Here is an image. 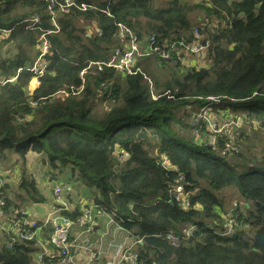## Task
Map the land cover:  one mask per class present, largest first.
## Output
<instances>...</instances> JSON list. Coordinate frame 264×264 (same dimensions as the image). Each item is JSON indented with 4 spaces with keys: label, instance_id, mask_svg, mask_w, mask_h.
<instances>
[{
    "label": "trees",
    "instance_id": "trees-1",
    "mask_svg": "<svg viewBox=\"0 0 264 264\" xmlns=\"http://www.w3.org/2000/svg\"><path fill=\"white\" fill-rule=\"evenodd\" d=\"M78 2L98 10L73 9L60 15L59 32L48 34L56 27L44 0H0V166L16 154L22 181L18 198L44 201L26 168L28 153L35 152L55 169L71 165L74 176L126 220L142 241L139 264H264L263 164L249 147L224 156L228 139H219L216 145L196 140L198 127L187 121L195 110L212 106L264 129V0ZM197 12L229 24L210 35L206 68L187 69L175 61L155 59L159 67L173 71L172 77L160 79V72L145 65L149 59L139 62L154 84L152 92L141 73L125 75L93 65L79 95L57 94L79 87L80 74L91 63L110 60L116 23L127 25L141 38L155 35L159 42L181 35L191 39L199 24V15L193 17ZM35 16L41 25L27 21ZM44 35L50 54L42 58L48 66L37 87L34 68ZM162 155L173 168L162 165ZM179 176L185 177L190 193L187 210L170 202ZM233 186L249 206H237L240 224L232 235H224L221 213L227 210L219 192ZM189 227L196 230L186 237ZM170 232L179 238V247L170 244ZM24 248L0 249V264H31Z\"/></svg>",
    "mask_w": 264,
    "mask_h": 264
},
{
    "label": "built area",
    "instance_id": "built-area-1",
    "mask_svg": "<svg viewBox=\"0 0 264 264\" xmlns=\"http://www.w3.org/2000/svg\"><path fill=\"white\" fill-rule=\"evenodd\" d=\"M44 2L51 23L56 27V30L49 31L48 34L59 32L57 19L60 15L68 14L73 9L79 12L98 10L97 7L84 2L79 3L78 0H44ZM104 12L107 16L113 17L109 11ZM27 21H32L34 25L42 24L39 16ZM115 25L116 47L111 53L110 60L91 63L80 74L82 84L79 87L71 86L61 89L57 93L58 95L65 98L79 95L85 88L84 76L93 65H96L99 70H102L103 66L113 68L125 75L141 73L148 79L149 88L153 92L152 80L138 66L140 59L154 57L158 61H175L190 67L188 64L191 58L206 53L211 47L210 35L219 29L229 27L226 20L203 15L200 24L193 28L191 39L187 35H181L159 42L155 35L141 38L127 25L122 23ZM3 34L8 35L9 31L5 30ZM99 35H102V32ZM43 39V43L39 46L41 55L37 66L34 68L36 73L34 78L37 81L48 66L42 62V58L50 54V45L45 39V35ZM40 62L43 64H39ZM102 87L107 88L104 84ZM167 94L170 93L167 92ZM153 98L156 99L157 97L153 96ZM208 100L219 102V99L215 97H209ZM187 109L189 112L192 111L191 107ZM192 116L194 127H198L197 130H194L196 140L202 139L208 145H216L219 139H228L222 151L224 156L242 151L240 142L245 123L244 116H237L230 111L212 106L201 107L195 110ZM117 157L123 159V156L119 154ZM161 161L166 169L173 168L166 155H162ZM32 177L34 176L32 175ZM34 179L36 178L34 177ZM44 179L48 183L47 200L43 207L44 221L40 223L35 220L30 225L25 226L22 224L25 213L18 211L11 225V228L19 233L18 239L22 240L25 247L23 251L31 264H98L100 261H103L104 264H139L138 245L142 242L141 238L134 234L133 229L126 226V220L119 217L116 211L109 210L101 203L97 192H89L88 198H78L74 188L76 179L74 174L68 175L63 169H55L48 163L44 169ZM185 182L184 176H179L175 180L171 189L172 199L170 202H177L183 209L187 210L191 207V202ZM7 184V177L0 168V217L6 214L9 207ZM6 190L7 196L5 197L4 191ZM221 217L223 219L221 231L224 235H232L239 223L240 214L236 209H231L228 213H221ZM42 228L48 229L50 233L47 244L55 251L54 255L42 251L38 253L39 256L37 257L38 254L32 249L36 241L35 232L32 229ZM195 230V227L187 228L184 231L185 236H191ZM7 233H9V229L5 228L4 234ZM167 239L173 247H179L180 240L175 234L168 233ZM14 246V243H9L6 240L3 248L11 249Z\"/></svg>",
    "mask_w": 264,
    "mask_h": 264
},
{
    "label": "crops",
    "instance_id": "crops-1",
    "mask_svg": "<svg viewBox=\"0 0 264 264\" xmlns=\"http://www.w3.org/2000/svg\"><path fill=\"white\" fill-rule=\"evenodd\" d=\"M196 2L197 0H194V3ZM205 57H206L205 53L202 54L201 56H197V58H201V59H205ZM194 61L195 60L191 58L188 65L191 66V63H193ZM185 66L186 65H184L183 67ZM29 158L31 160L28 164V172L36 178L35 180H36L37 187L41 195L43 196L44 201L42 203H35L31 201L26 195L24 197L26 198V200L24 201L18 198V194L20 193V186L22 183L21 174L18 172L19 171L18 167L9 169L10 163L12 161L13 162L16 161V158L14 155L9 157V160L6 163L5 167L0 166V168L2 169V171L4 172L8 180V185H9L8 197H9V200L11 201V205L6 211V214L0 217V249L3 248V245L6 242V240L9 243H14L17 246H24L22 240L18 239L19 233L16 230L11 228L12 221L16 217V213L18 211H23L25 213V219L22 220V224L25 226L30 225L31 222L35 220H38L40 223L44 221L45 214L43 213V207H44V202L47 200L46 196L48 195V191H47L48 183L44 179V169L48 161L46 162L47 158H45L43 155L37 154L35 152H30L28 154V159ZM58 168H61V167H58ZM67 168L72 169V167H67ZM71 173L74 174L73 170H71ZM87 189L89 190L90 188H87ZM5 228L9 229V233L4 234ZM32 230L35 232V238H36V241L34 242V246L32 248L35 250V253L38 254L42 251H47L49 255H54L55 251L52 249L51 246L47 244V240L50 236L48 229L42 228V229H32ZM32 256H35V255L32 254ZM38 256L39 254L37 255V257ZM98 264H104V262L100 261Z\"/></svg>",
    "mask_w": 264,
    "mask_h": 264
},
{
    "label": "rangeland",
    "instance_id": "rangeland-1",
    "mask_svg": "<svg viewBox=\"0 0 264 264\" xmlns=\"http://www.w3.org/2000/svg\"><path fill=\"white\" fill-rule=\"evenodd\" d=\"M170 0H156V4L157 5H162V4H167ZM189 3H194V0H185ZM198 2V0H197ZM196 2V3H197ZM204 14L203 12H197L193 15V17L195 18L196 16H198L197 20L202 17ZM91 32H93L91 30ZM143 38H146L145 36ZM147 58L145 59H141L140 60V63L141 61L144 62L146 61ZM195 60V63H191V66H197V67H204L206 68L208 66V62L207 60L205 59V61H201L199 59H194ZM145 65L147 66V68L151 71H156L157 73H161L158 78L160 79H167V78H170L172 77L173 75V71L170 70V69H167V68H162V67H159L158 66V62L155 60V59H149L145 62ZM184 66V65H183ZM190 66V67H191ZM141 67V66H140ZM186 67V66H185ZM142 69L144 70V68L142 67ZM186 68H181L182 72L185 71ZM188 69V68H187ZM145 71V70H144ZM147 72V71H146ZM98 104H101L100 103V100L97 101ZM181 114H184V112H181ZM215 116V115H214ZM217 119L218 117L215 116ZM193 116L192 117H189L187 119L188 122H191L193 121ZM246 124V125H245ZM245 127L243 128L242 132V140L240 142V146L242 147V151L245 152L247 150V147H249V153L255 157L257 159V162H260L263 164V167H264V129H261L259 124L256 123V122H248V123H244ZM30 153V152H29ZM28 153V154H29ZM14 155L15 158H16V161L15 162H11L10 163V168H14V167H18V172L21 174V171L19 169V165L17 163V156L16 154L12 153L11 156ZM9 155V157H11ZM121 158V157H120ZM122 159V158H121ZM26 160H27V165H26V168H27V171H28V164L30 162V158L28 159V155L26 157ZM47 162V160H46ZM67 167H72L71 165H68V166H61V169H63L64 172H66V174L68 175H72L71 173V170L72 169H68ZM8 169V168H7ZM75 191L77 193V196L78 198H88L90 196L89 192H96L94 188H91V189H87L88 187L82 182L80 181L79 179H75ZM220 196L224 199V202H225V208L227 211L225 212H229L231 209H236L238 211V207L242 208L244 205L247 206L245 200L243 199V197L241 196V194L238 192L237 188L236 187H229V188H225L223 190H221L219 192ZM238 206V207H237ZM243 212L244 209H243ZM240 223H238L239 225ZM237 225V227H238ZM236 227V228H237ZM236 231V229H235Z\"/></svg>",
    "mask_w": 264,
    "mask_h": 264
},
{
    "label": "clouds",
    "instance_id": "clouds-1",
    "mask_svg": "<svg viewBox=\"0 0 264 264\" xmlns=\"http://www.w3.org/2000/svg\"><path fill=\"white\" fill-rule=\"evenodd\" d=\"M198 2H200V1H198ZM197 2V3H198ZM202 15H204V14H202ZM200 20H201V17L199 18V24H200ZM199 24H197V25H199ZM146 37H148V36H146ZM150 37V36H149ZM204 54V53H203ZM205 54H207V52L205 53ZM202 54H200V55H198V56H201ZM193 58H195V59H199V60H203V59H201V58H197V56H194ZM147 59H156L157 60V58H154V57H150V58H147ZM141 60V59H140ZM140 60H139V62H140ZM139 62H138V66H139ZM159 62H161V61H159ZM166 62H169V61H166ZM181 66H183L182 64H181ZM192 67H195V68H197L196 66H191V67H186V68H192ZM201 68V67H200ZM203 68V67H202ZM143 70V69H142ZM144 72V71H143ZM231 112V111H230ZM233 113V112H232ZM237 211V210H236ZM238 212V211H237ZM224 213H226V212H224ZM239 213V212H238ZM240 214V213H239ZM222 223H223V219H222ZM222 230V224H221V228H220V231ZM222 233H223V231H221Z\"/></svg>",
    "mask_w": 264,
    "mask_h": 264
},
{
    "label": "water",
    "instance_id": "water-1",
    "mask_svg": "<svg viewBox=\"0 0 264 264\" xmlns=\"http://www.w3.org/2000/svg\"><path fill=\"white\" fill-rule=\"evenodd\" d=\"M258 7H260V5H258ZM22 182V181H21ZM247 206H249L248 204H247Z\"/></svg>",
    "mask_w": 264,
    "mask_h": 264
}]
</instances>
